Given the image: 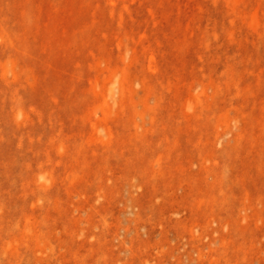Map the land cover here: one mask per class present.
I'll list each match as a JSON object with an SVG mask.
<instances>
[{"label":"rangeland","instance_id":"1","mask_svg":"<svg viewBox=\"0 0 264 264\" xmlns=\"http://www.w3.org/2000/svg\"><path fill=\"white\" fill-rule=\"evenodd\" d=\"M0 264H264V0H0Z\"/></svg>","mask_w":264,"mask_h":264}]
</instances>
